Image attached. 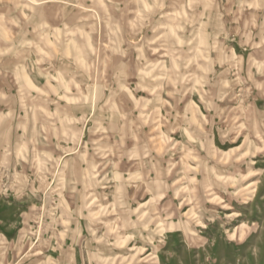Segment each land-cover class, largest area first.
<instances>
[{
    "label": "clouds",
    "instance_id": "obj_1",
    "mask_svg": "<svg viewBox=\"0 0 264 264\" xmlns=\"http://www.w3.org/2000/svg\"><path fill=\"white\" fill-rule=\"evenodd\" d=\"M0 264H264V0H0Z\"/></svg>",
    "mask_w": 264,
    "mask_h": 264
}]
</instances>
